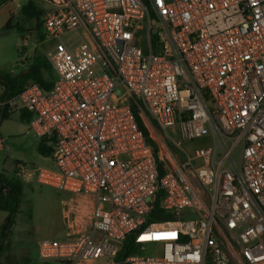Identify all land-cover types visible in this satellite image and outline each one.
I'll return each mask as SVG.
<instances>
[{
  "label": "built area",
  "instance_id": "2783aa9c",
  "mask_svg": "<svg viewBox=\"0 0 264 264\" xmlns=\"http://www.w3.org/2000/svg\"><path fill=\"white\" fill-rule=\"evenodd\" d=\"M46 1L53 86L0 87V126L27 111L53 148L54 168L15 176L69 194L39 262L118 264L133 235L123 264H264V0ZM133 104L180 159L156 154Z\"/></svg>",
  "mask_w": 264,
  "mask_h": 264
},
{
  "label": "rangeland",
  "instance_id": "374dc122",
  "mask_svg": "<svg viewBox=\"0 0 264 264\" xmlns=\"http://www.w3.org/2000/svg\"><path fill=\"white\" fill-rule=\"evenodd\" d=\"M35 2L44 15L48 9H44L45 1L35 0ZM27 3L28 0H14V18L12 19H8L6 9H0V71H11L19 67L21 65L19 55L24 56L26 60L32 59L35 55L45 57L51 48V42L38 39L37 32L31 31L34 22L24 20L22 7ZM10 20L14 26L20 24L23 30L16 28L5 30ZM45 77L53 82L55 73L50 69L45 73ZM170 132L172 133V130ZM151 137L159 144L163 154L168 152L178 159L181 158L179 154H182L183 150L173 143L169 147L162 132L152 130ZM0 138L3 139V147L0 148V174L14 176L18 164L27 165L32 169L55 167L52 157H44L38 153L37 145L40 140L27 124L19 120L18 114L15 113L10 119L1 123ZM173 138L187 152H192L203 145L202 140L184 142L174 134ZM24 184L20 211L16 215L13 233L7 241H4L6 249L1 256L0 264H19L23 263L25 258H29L31 264H42L37 257V242L42 239L65 238L62 204L69 198V194L35 182H24ZM7 215L5 212H0L3 218ZM146 255H158L157 248L148 246Z\"/></svg>",
  "mask_w": 264,
  "mask_h": 264
},
{
  "label": "trees",
  "instance_id": "16d2710c",
  "mask_svg": "<svg viewBox=\"0 0 264 264\" xmlns=\"http://www.w3.org/2000/svg\"><path fill=\"white\" fill-rule=\"evenodd\" d=\"M12 0H1V5ZM22 14L26 22H34L32 30L37 32L38 39L45 40L42 27L43 12L38 8L35 0H28V3L22 7ZM23 30L20 24L14 26L12 20L7 24L5 30ZM21 53V52H20ZM50 70L47 59L43 55H35L30 60V65L27 69L14 75L6 72H0V87L4 90V98L11 100L17 97L22 91L32 82L39 84L43 89L48 90L53 86V82L45 78V73ZM133 113L136 117L140 129L143 131L147 141L151 144L156 152H159V144L151 137L152 130L159 131L155 122L151 119L141 104H133ZM11 117L10 108L7 106L2 113V122ZM31 120V114L27 111H21L20 121L28 124ZM169 147L170 142L167 141ZM38 153L44 157H51L53 148L47 144L45 140H40L37 145ZM24 182L19 180L15 175L9 176L0 174V211L7 213V217L2 225H0V263L1 256L5 251V242L13 233L16 222V215L20 211L22 197L24 195ZM158 217L155 216L154 220ZM165 220L173 219V216H166ZM136 244L134 236H130L126 241L124 248L117 257V263L123 264V259L135 253ZM24 262L19 264H31L29 258H25Z\"/></svg>",
  "mask_w": 264,
  "mask_h": 264
},
{
  "label": "crops",
  "instance_id": "0c3cea01",
  "mask_svg": "<svg viewBox=\"0 0 264 264\" xmlns=\"http://www.w3.org/2000/svg\"><path fill=\"white\" fill-rule=\"evenodd\" d=\"M45 2H43L44 3V5H45V8L44 9H47V8H49V4L47 3V1L46 0H44ZM1 8H3L4 10L6 9V15H7V17H8V19H12V18H14V0H12V1H8V2H6V3H4L1 7H0V9ZM24 54H25V52H24ZM23 55V54H22ZM19 58L21 59L20 61H21V65L19 66V67H16L15 69H12L11 71H0V72H6V73H10V74H14V75H17V74H19L21 71H23V70H25V69H27L28 67H29V65H30V58H29V60H26V59H24V56H20L19 55ZM46 78V77H45ZM18 114V118H19V120H20V114H21V111H12L11 112V117L14 115V114ZM10 117V118H11ZM23 123V122H22ZM27 126L29 127V125L27 124ZM0 212H2V211H0ZM7 217V216H6ZM6 217H2V216H0V225H2L3 224V222L5 221V219H6Z\"/></svg>",
  "mask_w": 264,
  "mask_h": 264
}]
</instances>
